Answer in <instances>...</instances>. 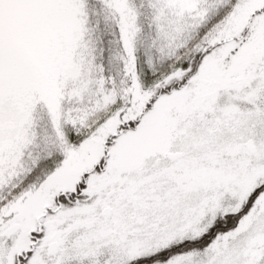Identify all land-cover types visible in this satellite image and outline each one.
<instances>
[{"label":"snow or ice","instance_id":"obj_1","mask_svg":"<svg viewBox=\"0 0 264 264\" xmlns=\"http://www.w3.org/2000/svg\"><path fill=\"white\" fill-rule=\"evenodd\" d=\"M0 264H264V0H0Z\"/></svg>","mask_w":264,"mask_h":264},{"label":"trees","instance_id":"obj_2","mask_svg":"<svg viewBox=\"0 0 264 264\" xmlns=\"http://www.w3.org/2000/svg\"><path fill=\"white\" fill-rule=\"evenodd\" d=\"M100 28H101V29L104 28V22H103V20H101V22H100ZM205 240H206V238H205Z\"/></svg>","mask_w":264,"mask_h":264}]
</instances>
